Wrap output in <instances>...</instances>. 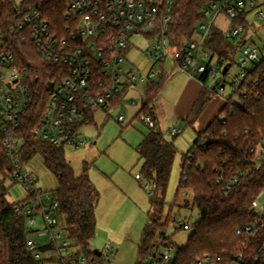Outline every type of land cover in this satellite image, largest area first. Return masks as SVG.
Returning a JSON list of instances; mask_svg holds the SVG:
<instances>
[{
	"label": "built area",
	"instance_id": "1",
	"mask_svg": "<svg viewBox=\"0 0 264 264\" xmlns=\"http://www.w3.org/2000/svg\"><path fill=\"white\" fill-rule=\"evenodd\" d=\"M23 1H16L11 20H3L0 15V141L13 164L11 182L27 194L14 210L35 230L27 240V248L37 264H112L111 242L103 251L98 250L100 255L92 253L88 256L67 237L58 220L55 190L48 191L39 186L38 179L29 169L33 160L21 164V150L25 144L24 118L32 113V118L37 121L33 134L39 140L56 148L81 149L88 144L81 130L88 124L89 117H94L99 109L112 107L114 101H120L119 106L122 105L126 94L135 87H141L145 93L148 85L164 70L169 75L178 72L197 78L209 91L224 97L227 83L222 71L227 65H222L221 57L206 47L207 38L220 17L228 21L223 30L232 40L245 33V27L238 23L240 20L254 25L248 20L250 13L264 27V0L209 1L203 9L197 37L185 41L180 50L173 46L170 35L175 23V0H70L65 25L49 21L42 4L26 6ZM253 33H257L256 28ZM133 38L146 39L149 47L144 51L132 48ZM28 42L54 68L50 73L54 81L41 111L35 109L32 74L18 56L17 45ZM133 52L143 56L150 67L131 65L129 59ZM236 58L239 73L230 81L233 91L242 87L249 71L264 62V49L261 51L255 43L249 42ZM127 64L132 67L127 69ZM219 77L222 80L217 85ZM243 95L246 97L247 94ZM135 101L134 98L129 100L132 104ZM124 120L121 113L119 122ZM140 120L147 127H154L155 109L142 114ZM182 132L181 128H172L165 134L176 137ZM251 153L256 169H260L264 160V137L251 148ZM192 158L191 155L190 160ZM239 183L234 177L227 187L231 189ZM250 211L258 216V220L237 230L236 234L244 238V242L235 250L229 264H264V241L257 256L245 254L249 243L264 225V208L258 199L252 203ZM39 223L41 229H37ZM169 226L176 232L192 229L190 222L178 218L172 219ZM165 238H169L166 232L157 235L156 244L143 264H175L178 249L172 243L167 244ZM224 263V256L215 261L208 255L196 264Z\"/></svg>",
	"mask_w": 264,
	"mask_h": 264
},
{
	"label": "trees",
	"instance_id": "2",
	"mask_svg": "<svg viewBox=\"0 0 264 264\" xmlns=\"http://www.w3.org/2000/svg\"><path fill=\"white\" fill-rule=\"evenodd\" d=\"M70 0H24L23 5L42 4L45 17L60 25L67 24L66 10ZM211 0H175L173 13L175 23L171 28L172 44L178 50L183 43L192 40L198 33L202 12ZM16 0H0V15L3 20H11L16 11ZM245 33L238 39H228L224 30L215 25L206 41V47L218 54L222 65L232 68L234 58L241 48L254 40L253 24L240 20ZM256 32V31H255ZM19 58L32 74L36 108L41 111L51 89L54 69L43 59L32 43L17 45ZM229 69V71H230ZM170 75L164 70L157 80L151 82L144 93L143 105L136 118L152 111L157 99L170 82ZM217 88V87H216ZM214 92L204 90L197 106L187 119L193 125L202 112V106L210 100ZM246 93V97H244ZM120 101L111 103L118 107ZM205 106V105H204ZM203 106V107H204ZM32 113L24 118L23 132L25 144L21 150V164L31 162L40 156L45 168L55 177L57 188L55 199L59 204L57 213L69 239L88 251L90 239L96 232V213L100 194L89 178L87 171L76 176L67 162L64 148H56L34 136L37 125ZM94 121L89 117L88 123ZM264 137V62L248 72L239 90L226 99L219 115L205 130L198 133L197 140L189 153L183 156L182 173L176 192L174 205L183 195H192L194 206L200 213V220L192 225V234L187 246L178 249L175 264H196L200 259L211 256L217 261L223 258L224 264L233 260L235 250L244 242L236 234L237 230L254 224L258 216L250 211V206L264 191V160L260 169L254 165L251 148L257 146ZM138 154L143 161L141 175L151 183L153 195L152 210L143 232L138 252L137 264H143L149 251L156 244L158 234H164L172 221L170 214L163 218L165 194L178 152L175 144L169 141L159 124L149 128L139 145ZM193 158L190 160V156ZM13 171V164L0 141V264H37V260L27 248V240L34 233L26 218L19 216L14 208L18 204L7 199V180ZM141 177V176H140ZM238 178L239 185L228 189L231 178ZM222 182H218V179ZM11 181V180H10ZM264 241V225L258 235L249 243L245 254L257 256ZM167 244L171 239L165 238ZM248 257V256H246Z\"/></svg>",
	"mask_w": 264,
	"mask_h": 264
},
{
	"label": "rangeland",
	"instance_id": "3",
	"mask_svg": "<svg viewBox=\"0 0 264 264\" xmlns=\"http://www.w3.org/2000/svg\"><path fill=\"white\" fill-rule=\"evenodd\" d=\"M16 1L21 2V0ZM248 20L251 23L254 22L257 29L253 43L262 51L264 49L263 23L255 21L253 13H250ZM217 24L225 29L228 21L220 17ZM131 44L132 48L141 51L149 47V42L144 38H133ZM138 54V52L131 54L130 64L137 68L144 64V68L148 69L150 63ZM130 64L126 65L127 69L132 67ZM238 73L237 58H234L232 68L225 75L227 83L225 96L220 97L212 93L210 100L204 104L205 106L203 105L204 107L202 106V112L193 125H187L186 121L199 100H196L194 106L192 104V108L186 103L189 101V93L183 97L184 88L188 84L186 75L178 73L174 77L171 76L170 82L157 99L154 108L159 116L162 131L172 128L183 130L182 134L176 137L165 134L166 138L175 144L178 152L165 194L164 219L168 217L173 207L172 219L178 218L192 225L200 220V213L194 206L192 195H183L174 205L183 169V156L189 153L197 140L198 133L205 130L224 108L226 99L233 93L230 81ZM202 90L208 91V88L203 87ZM143 96L144 91L141 87H135L126 94L122 105L97 110L94 113V121L84 125L81 130L83 137L88 141L86 147L64 149L65 158L76 176L82 175L86 170L100 194L95 208L96 232L89 241L88 251L91 253H95L96 250L103 251L105 245L111 242L113 244L110 250L113 253V257L110 258L112 264H137L139 246L149 221L148 213L152 210L151 183L141 175L143 161L137 151L144 136L149 133V127L136 118L143 105ZM131 98L136 100L134 104L129 102ZM121 113L125 116L122 123L119 122ZM29 169L38 179L39 186L48 191L55 190L57 186L55 177L45 168L40 156L33 159ZM137 176L141 177L137 179ZM147 185L150 186L149 190L146 189ZM6 186L8 187L7 199L10 203H17L26 198L27 194L22 187L13 185L10 180H7ZM258 203L264 208V191L258 198ZM37 229H41V223L38 224ZM193 233V229L176 232L172 226H169L166 236L179 249L187 246Z\"/></svg>",
	"mask_w": 264,
	"mask_h": 264
},
{
	"label": "crops",
	"instance_id": "4",
	"mask_svg": "<svg viewBox=\"0 0 264 264\" xmlns=\"http://www.w3.org/2000/svg\"><path fill=\"white\" fill-rule=\"evenodd\" d=\"M139 55V54H138ZM141 65H144V64H141ZM178 74V72H175L174 74H172V75H170V77L172 76V77H174L175 75H177ZM183 75H186V74H184V73H182ZM186 77L188 78V84L186 85V88H184L185 90H184V92H183V97H184V95L185 94H187V93H189V101H186V103H188V106H191V108L196 104V100H199L200 99V97H201V95H202V93H203V90H202V88L203 87H206V85L203 83V82H201L199 79H197V78H192V77H189L188 75H186ZM144 97V96H143ZM182 97V98H183ZM164 98V97H163ZM163 98H162V100H163ZM181 98V99H182ZM199 98V99H198ZM164 100H165V98H164ZM166 101V100H165ZM181 102H182V100H180ZM181 102L179 103V104H181ZM183 104H184V102H183ZM182 104V105H183ZM192 104H193V106H192ZM154 107H155V105H154ZM155 110H156V108H154ZM187 109V108H186ZM184 110H185V108H184ZM155 114H156V120H157V123L159 124V127L161 128V130H162V127H161V125H160V122H159V116L157 115V113H156V111H155ZM200 116V115H199ZM166 132V131H165ZM165 132H163L164 134H165ZM56 180V179H55ZM56 188H57V186H56ZM55 188V189H56ZM98 204V203H97Z\"/></svg>",
	"mask_w": 264,
	"mask_h": 264
},
{
	"label": "water",
	"instance_id": "5",
	"mask_svg": "<svg viewBox=\"0 0 264 264\" xmlns=\"http://www.w3.org/2000/svg\"><path fill=\"white\" fill-rule=\"evenodd\" d=\"M229 68H230L229 65H227V66L224 67V69H223V71H222V75H223V76H225V75L228 73ZM221 80H222V77H219V78L217 79V81H216V84H217V85L220 84ZM95 253L98 254V255H100V252H99L98 250H96Z\"/></svg>",
	"mask_w": 264,
	"mask_h": 264
}]
</instances>
